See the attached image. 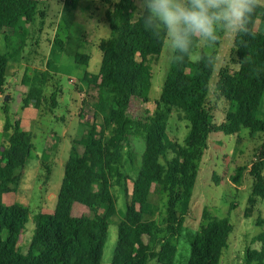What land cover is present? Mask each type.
I'll use <instances>...</instances> for the list:
<instances>
[{"label": "trees", "instance_id": "obj_1", "mask_svg": "<svg viewBox=\"0 0 264 264\" xmlns=\"http://www.w3.org/2000/svg\"><path fill=\"white\" fill-rule=\"evenodd\" d=\"M100 1L108 5L105 18L110 34L98 43L102 53L98 73H85L80 80L96 89L95 100L89 104L93 120L82 123V137L71 141L53 212L33 215V234L26 253L20 251L17 243L25 230L28 211L15 202L5 205L2 198L4 194L16 193L35 146L20 121L12 122L7 109L4 110L0 147V264H101L112 225L116 241L109 264H220L234 230L229 217L210 215L204 210L202 218L206 222L187 235L186 257L179 253L177 241L185 228L198 163L210 134L237 135L244 128L250 133L264 134V118L258 116L264 94V7H258L251 18L249 28L254 35L234 39L231 55L236 56L238 68L233 72L223 68L218 73L214 91L228 102V108L224 121L215 124L207 107L214 67L209 69L190 59L169 65L152 114L137 117L131 113L134 100L150 101V60L156 59L164 46L137 20L136 0ZM77 3L78 0L64 3L61 20L68 32ZM37 14L38 0H0V46L4 47V52L0 51V98L5 92L8 63L19 60L16 56L23 50L28 26ZM258 19L262 30L255 28ZM72 39L68 35L65 39L55 38L52 53L55 58L65 55L76 65H87L90 56L80 52ZM211 54L216 57L215 50ZM246 56L253 63H244ZM42 78L36 87L43 88L45 76ZM54 97L53 94V103ZM30 104L38 108L39 101L26 98L23 106ZM174 110L187 124L183 144L172 141L168 135ZM131 138L144 144L139 174L135 176L121 173L124 149L128 155ZM20 157L26 158L23 164H17ZM46 168L49 180L50 169ZM244 170L243 166L236 167L231 181L238 184ZM249 174L252 184L247 201L253 207L264 199V145L258 149ZM122 184L131 185V191L123 189L121 210L117 198L106 203V195L112 192L116 197L115 191ZM76 204L87 209L80 216L74 213ZM158 213L163 214V226L156 218ZM254 241L260 242V248L247 249L244 264H264V231Z\"/></svg>", "mask_w": 264, "mask_h": 264}, {"label": "rangeland", "instance_id": "obj_2", "mask_svg": "<svg viewBox=\"0 0 264 264\" xmlns=\"http://www.w3.org/2000/svg\"><path fill=\"white\" fill-rule=\"evenodd\" d=\"M65 0H38V14L28 26L27 41L23 50L16 56L18 61L10 60L6 71L5 92L0 98V147L3 143V127L5 109L11 121L23 122L31 135L34 150L27 159L26 167L15 192L5 194L4 204L16 203L28 211V221L25 230L17 243L22 253L29 249L33 234V215L39 212L50 213L56 204V195L60 189L64 175V166L69 157L71 141L82 137L84 122H92L89 104L95 100L96 89L80 80L85 73L90 75L99 71L102 53L98 48L101 39L107 38L110 29L105 18L108 5L100 0H78L73 10V26L68 32L61 20ZM256 29H263L258 19ZM74 39L80 52L90 56L87 65H76L74 61L62 55L55 58L52 46L55 38ZM72 39V40H73ZM234 39L226 34L215 46L216 65L210 80V91L207 97V107L215 124L224 121L228 102L219 98L214 91V83L218 73L223 68L231 72L238 68L237 58L231 55ZM79 44V45H78ZM76 47V46H75ZM212 50V52L214 51ZM0 51L4 52L3 45ZM11 51V48L9 49ZM199 52L201 49L196 48ZM208 51V50H204ZM163 47L156 59H151L153 77L149 92V102L133 101L131 113L137 117L152 114L155 101L159 98L161 89L169 69ZM45 76L43 88L36 87ZM36 85V86H35ZM55 95V103L51 96ZM38 100V108L30 104L31 111L23 113L24 100ZM258 116L264 118V94L260 102ZM187 133V124L178 111H173L169 118L168 135L172 141L181 144ZM264 145L263 133H250L241 129L237 135H224L221 132L212 133L208 138L207 147L198 163L197 180L193 191L190 211L186 218L182 236L177 241L179 253L188 255L187 235L195 233L206 222L202 213L207 210L210 215L229 217L234 230L230 235L229 246L220 258V264H244L247 249H259L260 242L254 238L264 231V199L250 207L248 196L251 190L252 177L250 167L256 158L260 146ZM143 141L131 138L130 147L124 149V166L121 173L135 176L139 174L140 156L143 151ZM25 157H20L17 164H23ZM50 169L49 180L46 179L47 168ZM243 166L240 182L233 183L230 176L236 167ZM126 188L131 191V185L122 186L116 192H107L106 203H112L117 198L119 209H124ZM153 200L158 198L154 195ZM161 204V203H160ZM105 209V204L102 205ZM86 207L80 204L74 206L76 216L82 215ZM163 214L156 218L163 226ZM261 222L258 223L257 220ZM115 226H111L101 264H109L115 246ZM151 264H157L152 262Z\"/></svg>", "mask_w": 264, "mask_h": 264}, {"label": "clouds", "instance_id": "obj_3", "mask_svg": "<svg viewBox=\"0 0 264 264\" xmlns=\"http://www.w3.org/2000/svg\"><path fill=\"white\" fill-rule=\"evenodd\" d=\"M136 4L134 15L145 31L163 43L167 63L190 59L211 69L218 67L211 52L222 34L233 39L254 35L249 24L264 0H136ZM244 63L253 61L246 56Z\"/></svg>", "mask_w": 264, "mask_h": 264}, {"label": "crops", "instance_id": "obj_4", "mask_svg": "<svg viewBox=\"0 0 264 264\" xmlns=\"http://www.w3.org/2000/svg\"><path fill=\"white\" fill-rule=\"evenodd\" d=\"M27 111H31V108L26 107L23 113H26ZM21 126L23 128H25V125L23 124V122H21ZM4 197H5V194L3 195V198H2L3 203H4ZM5 205H7V204H5ZM52 212H53V210H52ZM52 212H50V213H52Z\"/></svg>", "mask_w": 264, "mask_h": 264}]
</instances>
